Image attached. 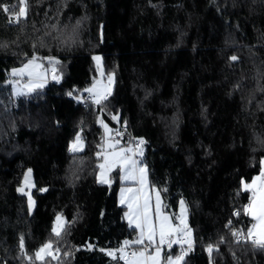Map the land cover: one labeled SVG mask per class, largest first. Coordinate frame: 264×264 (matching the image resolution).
Returning a JSON list of instances; mask_svg holds the SVG:
<instances>
[{
    "label": "trees",
    "instance_id": "obj_1",
    "mask_svg": "<svg viewBox=\"0 0 264 264\" xmlns=\"http://www.w3.org/2000/svg\"><path fill=\"white\" fill-rule=\"evenodd\" d=\"M94 54L114 75L95 106L84 91ZM34 59L58 81L14 94L10 68ZM105 123L122 142L144 141L165 211L184 201L182 264H264V248L235 240L253 224L245 185L264 172V0H0V264H123L137 231L118 173L97 180ZM27 168L31 212L18 191ZM46 242L57 257L39 261Z\"/></svg>",
    "mask_w": 264,
    "mask_h": 264
},
{
    "label": "snow or ice",
    "instance_id": "obj_2",
    "mask_svg": "<svg viewBox=\"0 0 264 264\" xmlns=\"http://www.w3.org/2000/svg\"><path fill=\"white\" fill-rule=\"evenodd\" d=\"M25 0H20V4L24 5ZM4 12H9L10 9L7 6L3 7ZM26 17V8L20 7L19 14L17 15L15 22L19 23V20L21 18ZM94 59L99 60V57H94ZM233 60H236L237 57H232ZM40 65H34L33 61H29V64L24 66V69H13L14 74H23L25 71H28L29 76H34L38 79H43V73H37L35 69L40 68ZM53 79H58V77H53ZM112 80V77H109V81ZM26 87H28L29 91L34 90L36 87H43V83H37V84H29ZM95 87V86H94ZM86 91L93 93V89H86ZM110 94V90L108 92ZM71 95V93H69ZM97 98L95 99V103L99 104L102 99H107L106 95H98L95 94ZM115 119V117H113ZM103 123V121H101ZM106 131L107 125H104ZM77 141H80V136H77ZM118 143V142H117ZM144 141L141 140L140 144H143ZM114 147V146H113ZM131 151V149H121L120 151H113L108 155H105V163L101 164L99 167L102 170L101 173V182L103 183H109L108 180L104 179L103 173L105 168L107 167L108 171H111V169L119 164L124 171V176L122 179L124 180H138L139 183L143 186L146 184V177H147V169L146 168H138L137 167V161L132 159L131 157H127L125 155L126 152ZM138 151L140 154H143V150L138 147ZM99 156L100 153H97ZM31 170H29L30 174ZM27 179V176H26ZM256 180L260 181V185L257 188L256 187ZM256 180L253 181V185H245V188H253V200L250 205L247 206L245 211L253 217V219L256 221L255 224H253L252 229L249 230V235L252 237V242L254 245L258 247L264 248V172L261 173V177L256 178ZM122 191V198L121 203H125V199L123 196L124 189ZM128 192H133V196L128 197V207L130 209V213L126 214L129 216L130 223H135L137 228H140V238L136 241L129 242L125 241L124 245L128 246L132 243L138 244V245H144L145 242H147L150 246L154 247L155 251L152 254H147V250H141L139 252H133L131 259H128L127 256L122 255L121 259L127 260V264H162L161 261V247L167 243V246L169 248L172 247L173 243H178L183 245L184 243L188 244L189 250H191L192 247V240H191V230L187 227L186 222V213L187 208L185 206L184 201L182 200L180 202L181 204V217L180 219V225L173 226L171 223V220L168 216L163 215L161 213V203H160V195L159 192H157L156 195V215L159 219V224L156 225L152 222L151 215L148 212V198L145 197L143 200V203L141 204L139 202V199L136 197L135 192L139 190H132L128 189ZM31 206V205H30ZM133 213L135 215V219H133ZM239 213H237L238 215ZM60 218L57 217V220ZM182 225V226H181ZM62 228V225H58L57 227L53 228V232L56 234V236L60 235V230ZM183 233L184 236L187 238L186 240H171L170 237L174 234H180ZM159 236V243L156 242V237ZM21 247H23V240H21ZM52 247L51 242L46 243L43 245V247L36 253V257L39 260H43L44 256L41 255V253L46 252L47 249H50ZM209 252H211L212 246L209 245ZM121 252L123 253V248L121 249ZM48 255H51L50 252H47ZM187 253L181 252L180 255L173 258L171 255L167 257V264H182L184 261V258ZM109 255H112V253H109Z\"/></svg>",
    "mask_w": 264,
    "mask_h": 264
},
{
    "label": "rangeland",
    "instance_id": "obj_3",
    "mask_svg": "<svg viewBox=\"0 0 264 264\" xmlns=\"http://www.w3.org/2000/svg\"><path fill=\"white\" fill-rule=\"evenodd\" d=\"M94 57H99L100 59L96 60V59H94ZM93 59L95 61V65H96V76H95L94 80L92 81V83L89 84L84 89V91L86 93V96L90 99V102L94 103V104H97V103H95V99L97 98V96L94 95V93L98 94V95H107L109 90L111 92L112 88H113V83H114V75L112 73H105L103 71L102 58H101L100 54H94L93 55ZM31 61L34 62V65H40L41 66L40 68L35 69V71L37 73H43V79H38V78H36L34 76H29L28 71H25L22 75L13 73V69H24V66L29 64V61L27 63H25V64L18 65V66L10 68V70L8 72V82L11 84L12 91H13L14 94L19 95L21 93H25V92L29 91L28 87H26V86L29 85L30 83L31 84L43 83V85H44L48 81H58L59 76H58V74H56L54 65L52 63H50L48 66H45L39 60L34 59V60H31ZM54 76L58 77V79H53ZM110 76L112 77L111 81H109V77ZM86 89H93V93H90V92L86 91ZM104 125H106V123ZM115 138L117 139V140L115 139L116 143L118 142L117 146L113 147V146H109V145L107 146V145L104 144L103 150L101 152V162L99 163V166L101 164L105 163V159H104L105 155H108V154H110L113 151H117L118 152L121 149H131V151L126 152L125 155L127 157H131L132 159L136 160L138 168H146L145 165L143 164V161H142V158H141V154L138 151V147H134L133 141L122 142L119 138H117V137H115ZM71 148H73V149L76 148V141H73L71 143ZM118 167L120 168L119 164L114 166L111 169V171H108L107 167L105 168L103 176H104V179L109 181V183H104V184H111L113 182L114 177H113L112 174H113V172H117L118 173V170H119ZM29 170H31V169L27 168L25 170V172L23 174V177H22V180H21V183L18 186V191L26 196L28 210L31 212L33 210L35 201H34V198L32 196V188L34 186V183H33L32 173L30 172V174H29ZM101 173H102V170L99 167L98 172H97V180H98V182L103 183V182H101ZM26 176H27V179H26ZM147 177H148V174H147ZM259 177H261V173L259 174ZM118 179L120 181L119 174H118ZM248 185L251 186V185H253V183L251 182ZM152 188H153L154 194L152 195V197L150 199H152L151 202L153 201L155 221H156V223L158 225L159 224V219L157 218V215H156V195H157V192H159V191L156 188H154V187H152ZM248 189L251 192V195L253 197V188L249 187ZM159 195H160V193H159ZM180 202L178 204V208H177V211L175 213V217H173V215L170 212L165 211L164 206H163V201H162V198H161V195H160L161 213L163 215L168 216L170 218L171 223H172L173 226L180 225V219H178V218H182L181 217V204H180ZM57 217H59L60 219L57 220ZM186 222H187V213H186ZM64 223H65V218L62 215L58 214L54 218L53 228L57 227L58 225H62V228H63ZM62 228H61V230H62ZM178 236H179V234H174V235H172L170 237V239L173 240V241L177 240ZM158 241H159V236H158ZM46 243H48V242H46ZM46 243H44L43 245H45ZM157 243H159V242H157ZM43 245H41L37 249V251L35 252V258L36 259H37L36 253L43 247ZM165 245L166 244H164L161 247V261H162V264H167V260L163 259L164 258L163 257V249H165L164 248ZM135 248L136 247H134L133 249H135ZM154 251H155V249L153 247L152 251H150L149 254L154 253ZM47 252H50L51 255H48ZM57 253H58L57 250H55L53 248V246H52L50 249H47L46 252L41 253V255L44 256V259L47 258V257H50V258L54 259V258L57 257ZM168 256H169V253L167 252V255H165V259H167ZM37 260H39V259H37ZM163 260H164V262H163ZM39 261H41V260H39Z\"/></svg>",
    "mask_w": 264,
    "mask_h": 264
},
{
    "label": "crops",
    "instance_id": "obj_4",
    "mask_svg": "<svg viewBox=\"0 0 264 264\" xmlns=\"http://www.w3.org/2000/svg\"><path fill=\"white\" fill-rule=\"evenodd\" d=\"M104 129H105V127H104ZM107 129H108L107 131L105 130V145L114 146V147L117 146V143L115 141L116 138L113 135V128L110 125H107ZM118 169H119L118 170V174H119V178H120V185L118 186V189H117V201H118L119 205H121V206H123L125 208V212H124L125 221L127 222V224L130 227L135 228L136 231H137L136 239H134L132 241H129V242H133V241H136V240H138L140 238V231L141 230H140V228L136 227L135 223H130L129 216L126 215V214L130 213V209L128 207V202H127L128 201V197L133 196V194H134L133 192H128L127 190L128 189L139 190V191L135 192V195L139 199V202L141 204L143 203V200H144L145 197L148 198V212L151 215L152 222L157 225V223L155 221V216H154L153 201L151 202L152 199H150L152 197V195L154 194V191H153V188H152L153 186H151L149 184V180L147 179L148 177H146V184L143 185V186L139 183L138 180H135V181L134 180H124V179H122V177L125 174L124 171L122 170L121 166H120V168L118 167ZM258 177H259V174L253 178L252 183ZM259 185H260V181L256 180V187L258 188ZM122 189L125 190L124 193H123L124 199L126 201L125 203H121V198H122V191L121 190ZM252 200H253V197L250 200L249 205L252 203ZM249 216L253 219V217L251 215H249ZM133 219H135L134 213H133ZM255 223H256V221L253 219V224H255ZM253 224H252V226H253ZM251 229H252V227H251ZM248 236H250L249 232H248ZM156 242H159L158 241V235L156 237ZM145 244H148V243L145 242ZM128 246H132L133 248L136 247L137 249L136 248L134 249L135 252H139V251L143 250L142 245H138V244L132 243V244H130ZM128 246L123 245V247H122L123 248V253L121 252L122 248L118 250V254L120 256V259H121V256L125 254V248L128 247ZM175 246H176V243H173L172 247L169 248L167 246V243H166V245L164 246L165 249H163V257H164L163 259L164 260H167V259H165V255H167V252L173 258L178 256V254L175 252ZM150 247L151 248L148 250L147 254H149V252L152 251V249H153L152 246H150ZM121 260L123 261V264H127V260H124V259H121ZM164 260H163V262H164Z\"/></svg>",
    "mask_w": 264,
    "mask_h": 264
},
{
    "label": "built area",
    "instance_id": "obj_5",
    "mask_svg": "<svg viewBox=\"0 0 264 264\" xmlns=\"http://www.w3.org/2000/svg\"><path fill=\"white\" fill-rule=\"evenodd\" d=\"M92 105L95 106L96 104L92 103ZM133 144H134V147H139L140 146V140L139 139L133 140ZM247 237L250 240H252V237L246 236V234L243 233V232H238L235 235V240L242 241V240H245ZM178 239H180V240H186L187 238L184 236L183 233H181V234H179L177 240ZM142 248H143V250H147V252H148V250L150 249V245L149 244H144V245H142ZM175 248L177 250V254L180 255L182 251L185 252V253L187 252V250H188V244L187 243H184L183 245H181V244L176 243ZM133 252H134L133 247L132 246H128V247L125 248V254H124V256H127L128 259H130Z\"/></svg>",
    "mask_w": 264,
    "mask_h": 264
}]
</instances>
